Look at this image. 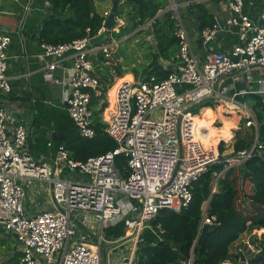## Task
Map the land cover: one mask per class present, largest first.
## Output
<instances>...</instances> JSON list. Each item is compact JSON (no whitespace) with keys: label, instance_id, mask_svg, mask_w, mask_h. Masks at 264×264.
Masks as SVG:
<instances>
[{"label":"built area","instance_id":"1","mask_svg":"<svg viewBox=\"0 0 264 264\" xmlns=\"http://www.w3.org/2000/svg\"><path fill=\"white\" fill-rule=\"evenodd\" d=\"M11 1H25L27 15L35 0ZM168 1V9L179 26L178 63L164 81L125 80L117 87L111 107H106L103 113L106 132L118 144L115 151L85 162L71 159L63 147L55 157L37 155L30 143L32 130L0 103V226L19 243L22 253L19 264H102L103 248L105 263L111 264L117 245L126 241L131 242L132 249L122 259L125 264H136L144 230L151 228V221L161 210L181 212L187 208L193 197V183L211 166H224L221 173L213 175L217 182L230 168L242 166L253 157L264 161V145L258 137L250 148L242 151H235L233 145L230 152L227 148L222 152L221 141L216 146H206L196 137L194 118L198 115L193 112L203 101L212 99L233 104L236 115H244L247 127H257L250 107L237 100L238 96L255 94L264 103V24L258 25L245 11L250 0H218L228 16L216 18L215 25L199 35L203 52L197 51L180 9L195 3H208L211 7L213 0ZM256 1L262 4L259 16L264 22V0ZM119 22L117 19L118 27L112 32H119L124 25ZM232 28L237 29L238 43L216 51L218 37ZM103 31L104 25L98 35ZM92 38L59 45L42 44L39 56L52 60L46 77L63 87V104L84 138L95 136L93 98L107 96L90 57L100 52L109 54L110 47H92ZM11 42L10 35L0 34V101L11 93L7 76ZM65 59H70L72 66L66 76L56 78L54 72ZM231 81L247 85L257 82L259 87L230 96ZM104 102L101 100L99 106ZM153 114L160 116L153 119ZM202 133L207 135L205 130ZM118 155L127 158V179L115 166ZM33 181L50 185V209L29 211L27 188ZM207 211L208 204L203 208L194 246L205 226L215 225V218L209 217ZM122 222L129 234L117 240L107 239L106 229ZM158 231L164 234L161 226ZM263 234L254 231L256 244L249 236L242 238L236 254L247 260L246 253L250 252L251 259L255 258L263 251L258 244ZM223 264L233 262L227 260Z\"/></svg>","mask_w":264,"mask_h":264},{"label":"trees","instance_id":"2","mask_svg":"<svg viewBox=\"0 0 264 264\" xmlns=\"http://www.w3.org/2000/svg\"><path fill=\"white\" fill-rule=\"evenodd\" d=\"M47 1L51 9L42 23L39 35L41 44L59 45L89 36L96 37L103 28L106 18L96 11L94 0ZM120 1L124 6L119 9L117 16L122 17L125 8H130V11L127 14L128 26H122L118 33L112 32L118 40L130 35L148 20L153 21L152 32L156 50L150 53V63L146 67L134 69L135 78L139 82H148L151 78H155L157 82L166 80L178 63L177 56L180 49V41L176 35L179 29L178 20L173 12L167 11L157 17L160 11L167 10L169 1L143 0L142 5L126 0ZM218 4V0H213L211 7L208 3L190 4L180 9L183 12V15L180 12L181 18L190 15L195 21V30L200 35L203 30L215 25L216 14L213 7ZM88 29L90 33L87 32ZM196 47L198 52H203L201 39H197ZM215 50L220 51L217 47ZM98 56L104 58L105 54L100 52L92 55L90 58L94 65L97 64ZM101 100L105 102L99 106ZM242 101L252 110L257 127H251L252 135L248 138L240 132L243 124L247 122L245 118L241 119L240 130L236 132L235 137V151L250 148L256 137L264 145L262 97L248 94L242 98ZM217 104L214 100L207 99L193 109L198 115L199 111L205 108L201 118L199 116L194 118L195 128H197L196 120L202 121L207 112L211 114L210 120L213 125L223 116L224 109L216 107ZM93 105L96 108L93 117L95 129L93 138L81 136L66 108L43 109L34 122L37 130L45 128L43 136L37 137L34 143L30 141L35 154L55 157L58 150L63 147L71 159L85 162L91 157L115 151L118 144L106 132V124L103 122V112L108 105L106 97L93 98ZM224 122H232L235 125L232 120L224 119ZM230 126L232 128V124ZM52 131L54 133L51 136ZM221 150L222 152L225 150L224 143L221 144ZM115 166L123 179H127L129 176L127 158L124 155L116 156ZM223 170L222 164H214L193 183L191 189L193 197L187 208L181 212L163 209L157 214L151 221V228L145 229L142 234L143 241L138 245L136 264H190L191 262L192 264H223L227 260H231L233 264H247L241 262L242 256L231 253V246L243 234L264 229V161L260 157H253L242 166L230 168L216 182V178H213L214 173L219 174ZM240 183L248 188L249 192H244L242 195L239 190ZM206 204H208V216L215 218V229L208 235L202 247L194 249V241L198 235ZM159 226L164 230V234H159ZM105 234L107 239H120L126 235V225L122 222L115 227L107 228ZM258 244L263 248L264 240H258ZM21 257V251L16 250L14 256L0 264H19Z\"/></svg>","mask_w":264,"mask_h":264},{"label":"crops","instance_id":"3","mask_svg":"<svg viewBox=\"0 0 264 264\" xmlns=\"http://www.w3.org/2000/svg\"><path fill=\"white\" fill-rule=\"evenodd\" d=\"M107 2L109 1L105 0L98 3L102 4L103 7L105 8L108 6ZM25 4H26L25 1L14 2L11 0H0V11H1L0 34H7L10 35L12 38V42L8 48L9 69L7 72V76L9 78V83L11 86V93L8 96L2 97L0 103L5 109L13 112L14 115L19 120H22L27 126H29V128L32 130L30 141L34 143L37 137L43 136L45 130L44 127L39 130H37L36 127H34L35 119L45 108H50V107L65 108L62 101L64 90L63 87L59 85L58 86L61 89L55 90L54 82H50L46 77L48 63L52 60L51 59L42 60L39 57L43 52L39 35L42 29L43 20L50 13L51 5L48 3L47 0H35L30 13L25 15L26 14L24 11ZM217 6L218 8L214 9V11H218V14H216L217 15L216 18L223 19L227 17L228 12L224 10L222 11L220 6L219 5ZM95 7H96V11L100 15L104 16L105 18L108 16V14L104 15L100 11H98L97 3H95ZM261 8H262V4H260V2L256 0H250V4H246V8H245V11L251 14V16L258 25L264 24V22L260 19L259 16V11ZM238 41L239 39L237 35V29L232 28L228 32L222 33L218 37L215 47H217L218 49H227L230 48L232 45L238 43ZM108 47H110V44H108ZM103 59L104 58H101V60ZM71 66H72V61L70 59H65L61 61L59 63V67L54 72V76L59 79L63 78L68 74V71L70 70ZM63 69H67V70H63ZM129 74H131V71L129 73L125 72L123 75L124 77L123 76L119 77L120 81L123 78H128L126 76ZM132 74L134 75V80L137 81V79L135 78L134 71L132 72ZM95 75H97L96 71H95ZM258 75L256 78L259 77ZM99 79L101 81L100 77ZM120 81H118L115 87L119 84ZM231 84H232V92L230 93V96L234 95L236 92H240L243 90L252 91L258 89V87L257 88L255 87L256 85H258L256 83H253L252 85H247L246 83L240 81L236 84H233L231 81ZM115 87L111 91L110 103L109 104L107 103L108 104L107 108L111 107V104L113 102L112 95ZM51 96H53V99H51ZM244 97L238 96L237 100L238 98H240L239 101H242V98ZM106 102H107V98H106ZM16 110H18L19 113H17ZM210 115L211 114L207 112L204 115V119H203L204 121H206L207 127H209V129H207L208 134L206 139L208 142V146H212L210 145V142L212 138L211 132L213 130L226 131L231 127L230 126L231 124L232 126H234L232 122H224V119L233 120L234 117L230 116L229 118H227L223 115L219 120V123H221L223 128L213 129L212 127L209 126L208 119H210L211 117ZM253 231L260 233L261 231H264V229L253 230ZM247 236H249L248 232L242 235L241 238L231 246V253L236 254L237 247L242 246L240 243L241 239L247 238Z\"/></svg>","mask_w":264,"mask_h":264},{"label":"rangeland","instance_id":"4","mask_svg":"<svg viewBox=\"0 0 264 264\" xmlns=\"http://www.w3.org/2000/svg\"><path fill=\"white\" fill-rule=\"evenodd\" d=\"M98 4V11H100L104 15H109L110 11L113 7V2L115 0H108L107 2L108 6L103 7L102 4L98 2H102L105 0H95ZM179 2L185 1V0H178ZM124 6V4L120 3L119 9ZM169 6L167 7V9ZM214 9H217L218 6L214 5ZM130 11V8H125L124 9V15L122 17L116 16V18L120 21L119 23L122 22L123 26H128L127 23V14ZM35 12V11H34ZM119 12V10H118ZM161 12H164V10L160 11L158 13L159 17L162 16ZM183 15L182 10L180 11ZM36 14V13H35ZM118 14V13H117ZM174 14V13H173ZM39 15V13H38ZM183 21L191 35V38L193 41H196L198 38V34L195 30V21L194 19L189 15V16H183ZM152 20H148L143 26L138 28L136 31L131 33L130 35H127L126 37L118 40L115 35L111 32L109 33L108 36V42L107 44H110V50L109 54H105L104 59L101 60L100 56L97 57L96 61L97 64H95V71L96 74L101 78L103 89L106 90L107 93V103H110V96H111V91L115 87V85L120 81L119 77H122L124 73H129L131 71V74L127 75L126 77L128 78H133L134 75L132 72L134 69H141L142 67H146L147 64L150 62V53H154L156 48V42L154 39V35L152 32ZM116 28L118 26H115ZM114 27V28H115ZM120 31V29H119ZM117 33V32H116ZM113 38V39H112ZM128 38V39H126ZM152 51V52H151ZM108 55V57H107ZM124 77V76H123ZM125 79V78H123ZM122 80V79H121ZM257 84V82H255ZM255 85V84H254ZM256 88L259 87L258 85L255 86ZM54 88L55 90H60L61 88L54 83ZM179 89V88H177ZM51 99H53V96H51ZM50 99V100H51ZM240 98H238V101ZM231 107H236L233 104H230ZM216 107H222L224 109L223 115L227 118L230 116H233L234 119L232 121L235 122V125L232 126V128H229L228 130H213L211 132V141L212 146L216 145L219 140L221 141V144H225V150L226 148L228 149V152L232 149L234 143H235V137H236V132L240 130V124H241V119L244 118V115L242 113L240 114H235L231 115L225 110L228 108V104L224 102H220L217 104ZM109 108V107H108ZM205 108H202L199 111L200 115L199 117L201 118V113L203 112ZM233 109V108H232ZM235 110V109H233ZM237 111V110H235ZM104 116V115H103ZM160 115L159 114H153L151 115V118L155 119L158 118ZM219 118L216 120L214 125L211 123V120L208 119L209 121V126L212 127L213 129H222L223 126L221 123H219ZM197 122V128L195 130L197 131L199 125V120H196ZM245 136L248 138L251 137V127H247L246 123L243 124L242 129L240 130ZM208 134V133H207ZM197 135V134H196ZM203 136V135H202ZM216 136V138H215ZM221 136H224L221 138ZM197 137V136H196ZM204 138L206 136H203ZM215 138V142H214ZM225 138L226 140H221ZM198 139V137H197ZM199 140V139H198ZM211 145V142H210ZM224 150V151H225ZM239 190L244 194V192H249V189L246 188L242 183L239 185ZM27 193H28V198H27V203L29 207V211L32 210H38V209H50L51 207V196H50V185L48 183H42L39 181H33L32 184L27 188ZM242 207V205H240ZM264 233V231H261L258 234ZM129 233L127 232L126 235ZM252 234H254V231H249L248 235L253 241L254 244H256V237ZM244 235V234H243ZM262 240H264V234L262 236ZM121 244V246H120ZM119 246L113 253L112 259H111V264H116L113 263L115 259H120L117 264H125L124 260L122 258L128 257L130 255V251L132 249V244L129 241L126 242H121ZM19 243L16 241L14 236L12 234L7 233L1 226H0V263L7 262L12 256H14L15 251L19 250ZM247 251V249H245ZM247 260H250L253 257V254L250 252L246 253ZM102 264L105 263V254H104V248L102 250Z\"/></svg>","mask_w":264,"mask_h":264},{"label":"water","instance_id":"5","mask_svg":"<svg viewBox=\"0 0 264 264\" xmlns=\"http://www.w3.org/2000/svg\"><path fill=\"white\" fill-rule=\"evenodd\" d=\"M126 1L134 3V4H137V5H142V3H143V0H126ZM120 3H121L120 0H115L113 2V7H112V9L110 11V14L106 17V20L104 21V31L101 32V34H99L98 36L92 38L91 41H90V45L92 47H100V46L108 45L107 42H108L109 33L112 32L113 28L117 24L116 16H117V13H118V10H119ZM167 11H170V10L169 9L164 10V12H161V14H163V13H165ZM157 17H159V15H157ZM182 156H183V149H182V145H180V158H182ZM179 165H180V162H179V164H178V166L176 168L174 177L176 176V173H177V171L179 169ZM213 178H215V177L213 176ZM214 229H215V225H206L204 230L202 231L200 237H199V240H198L197 244L194 246V249L196 247H202L205 244L208 235ZM241 262L247 263V264H261V263H263L264 262V246H263L262 253L258 257L250 259V260H246L245 257H242Z\"/></svg>","mask_w":264,"mask_h":264},{"label":"bare ground","instance_id":"6","mask_svg":"<svg viewBox=\"0 0 264 264\" xmlns=\"http://www.w3.org/2000/svg\"><path fill=\"white\" fill-rule=\"evenodd\" d=\"M125 80H129V81H134V79H131V78H125V79H122L120 82H119V84L115 87V89H114V92H113V95H112V100H113V97H114V94H115V91H116V89H117V87L123 82V81H125ZM233 107H231V105H229L228 106V108H227V110L225 111V112H229L230 114H233V115H235L236 114V111H234L233 109H232ZM207 119V118H206ZM199 127H198V129H197V132H196V134H197V136H198V138L201 140V141H203L204 142V144L206 145V146H208V142H207V135H206V137L204 138L203 136V130H205V131H207V129H209V127H207V123H206V121H200L199 122ZM203 135V136H202ZM216 146V145H215Z\"/></svg>","mask_w":264,"mask_h":264}]
</instances>
